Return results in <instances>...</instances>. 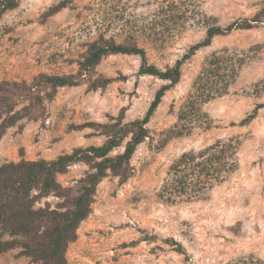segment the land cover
Masks as SVG:
<instances>
[{"label": "rangeland", "instance_id": "374dc122", "mask_svg": "<svg viewBox=\"0 0 264 264\" xmlns=\"http://www.w3.org/2000/svg\"><path fill=\"white\" fill-rule=\"evenodd\" d=\"M20 0L0 18V80L30 81L40 72L68 73L86 43L100 34L117 41L131 37L160 69L172 66L204 38L208 22L227 25L250 17L262 0ZM222 57L235 70L227 93L201 101L195 80L203 67ZM140 58L112 54L97 73L124 76L105 88L87 84L60 87L45 99L36 119L23 118L0 140V163L40 157L51 159L76 146L100 144L86 122H107L124 112L141 117L156 90L158 77L138 74ZM180 80L167 90L148 122L150 135L137 146L133 174L123 183L109 174L97 185L92 210L70 242L66 264H264V108L247 125H236L255 104L264 102V25L215 36L182 65ZM192 103L194 107L190 109ZM187 111L180 119L179 114ZM1 121V118H0ZM177 130L187 131L177 135ZM240 140L238 168L214 186L205 199L171 202L162 195L170 164L186 151H198L217 139ZM123 146L114 151L120 152ZM88 169L71 165L58 179L65 186ZM53 207L59 199H46ZM178 243L181 251L176 249ZM0 252V264H38Z\"/></svg>", "mask_w": 264, "mask_h": 264}, {"label": "trees", "instance_id": "16d2710c", "mask_svg": "<svg viewBox=\"0 0 264 264\" xmlns=\"http://www.w3.org/2000/svg\"><path fill=\"white\" fill-rule=\"evenodd\" d=\"M61 0L51 6V16L68 6ZM20 3V0H0V18ZM264 25V0L250 17H240L227 25L216 21L207 23L203 39L192 44L175 63L163 69L149 62L146 49L131 37L117 41L113 36L100 34L86 43L81 58L76 59L77 69L68 73L40 72L30 81L0 80V140L6 130L23 118L36 119L43 101L52 99L64 86L87 84L90 89L105 88L113 80L124 76L107 77L97 73V65L112 54H132L140 58L138 74L152 75L164 81L156 90L149 106L141 117L125 120L124 112L110 117L107 122H86L74 125L75 129L92 128V135H103L100 144L76 146L70 152L56 157L25 159L0 163V252L18 249L16 256L25 255L38 264H66L65 253L70 242L77 237V228L92 210L97 185L109 174L125 182L132 174L130 160L137 146L150 135L148 122L162 101L165 92L177 84L184 61L198 50L209 46L215 36L236 29H251ZM235 70L228 73L222 57H215L196 77L195 86L201 101H208L227 93ZM195 107L192 103L190 109ZM264 102L242 117L236 125L249 124ZM182 111L179 118L187 116ZM190 130H177V135ZM123 146V150L114 153ZM240 140L237 137L217 139L198 151H186L169 167V177L162 195L171 202L205 199L211 189L225 181L238 166ZM75 163H85L88 169L76 180L75 186H65L58 176L65 174ZM53 195L59 199L52 207L46 199ZM176 249L181 251L178 243Z\"/></svg>", "mask_w": 264, "mask_h": 264}]
</instances>
